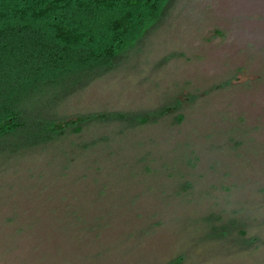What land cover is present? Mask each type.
<instances>
[{
    "label": "rangeland",
    "instance_id": "1",
    "mask_svg": "<svg viewBox=\"0 0 264 264\" xmlns=\"http://www.w3.org/2000/svg\"><path fill=\"white\" fill-rule=\"evenodd\" d=\"M157 110L0 151V264H264V0H178L56 112Z\"/></svg>",
    "mask_w": 264,
    "mask_h": 264
},
{
    "label": "trees",
    "instance_id": "2",
    "mask_svg": "<svg viewBox=\"0 0 264 264\" xmlns=\"http://www.w3.org/2000/svg\"><path fill=\"white\" fill-rule=\"evenodd\" d=\"M177 1L0 0V151L45 145L93 123H155L160 110L71 120L56 111L143 47Z\"/></svg>",
    "mask_w": 264,
    "mask_h": 264
}]
</instances>
